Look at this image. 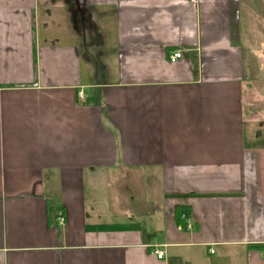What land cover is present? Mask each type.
<instances>
[{
    "label": "crops",
    "instance_id": "1",
    "mask_svg": "<svg viewBox=\"0 0 264 264\" xmlns=\"http://www.w3.org/2000/svg\"><path fill=\"white\" fill-rule=\"evenodd\" d=\"M234 3L0 0V264H264Z\"/></svg>",
    "mask_w": 264,
    "mask_h": 264
},
{
    "label": "rangeland",
    "instance_id": "2",
    "mask_svg": "<svg viewBox=\"0 0 264 264\" xmlns=\"http://www.w3.org/2000/svg\"><path fill=\"white\" fill-rule=\"evenodd\" d=\"M236 1L235 6L231 9V31L234 35V39L238 40V44L243 49L244 57V69H245V79L243 83L244 91V115H245V131L247 132L255 128L254 134H259V142L264 144V0H234ZM54 15V14H53ZM57 16V21H55L56 29L60 24L59 14ZM54 15V16H55ZM104 15V14H103ZM39 19L41 28V38H45L46 32L44 28L45 24V14L43 7L39 6ZM106 22L102 19L101 22ZM100 22V23H101ZM103 28L106 26L101 23ZM63 31V29H62ZM50 33V29L48 30ZM92 57L97 55V51L93 46H90ZM98 57L97 59H99ZM97 59L91 58L93 64H96ZM251 138V135L246 136ZM90 173L85 171L84 182L91 183L93 189H98L102 186L104 192L101 197H108L113 200L109 191L113 186L111 184L110 178L113 176L107 174H97L89 180ZM138 182V181H137ZM91 193L90 188L85 189V195L89 197ZM116 197L123 199L122 194H117ZM127 197V195H126ZM99 203L101 205H107V201L98 196ZM137 202H140V193L136 191ZM126 207L119 208L120 212L124 211ZM134 214H138L134 209L141 211L143 206L134 205L132 208ZM151 212V206L148 207L147 213ZM125 213V211L123 212ZM124 215V214H122ZM136 221H132L129 225L131 227L135 226ZM127 225V224H123ZM144 228V226H141Z\"/></svg>",
    "mask_w": 264,
    "mask_h": 264
},
{
    "label": "built area",
    "instance_id": "3",
    "mask_svg": "<svg viewBox=\"0 0 264 264\" xmlns=\"http://www.w3.org/2000/svg\"><path fill=\"white\" fill-rule=\"evenodd\" d=\"M183 58V53L180 50H176L174 51L170 56H169V61L171 63H175L178 60H181ZM82 96V92H79V97ZM181 219L184 221L185 224V228L187 230H190L192 228V221L191 219L187 218L186 216H182ZM64 222V217L61 216V218L59 219V223L62 224ZM153 255L157 258V259H162L165 256V252L159 248H155L152 251ZM211 253H213V251L211 250Z\"/></svg>",
    "mask_w": 264,
    "mask_h": 264
},
{
    "label": "trees",
    "instance_id": "4",
    "mask_svg": "<svg viewBox=\"0 0 264 264\" xmlns=\"http://www.w3.org/2000/svg\"><path fill=\"white\" fill-rule=\"evenodd\" d=\"M175 220L179 227L184 228L183 221L181 220V217L179 215V212L177 211L175 214ZM264 246H254V248L263 249Z\"/></svg>",
    "mask_w": 264,
    "mask_h": 264
},
{
    "label": "bare ground",
    "instance_id": "5",
    "mask_svg": "<svg viewBox=\"0 0 264 264\" xmlns=\"http://www.w3.org/2000/svg\"><path fill=\"white\" fill-rule=\"evenodd\" d=\"M165 257V256H164ZM163 259V258H162ZM159 260H161V259H159Z\"/></svg>",
    "mask_w": 264,
    "mask_h": 264
}]
</instances>
